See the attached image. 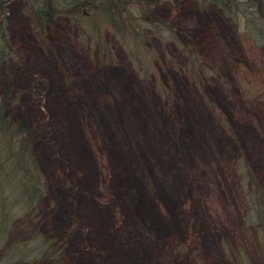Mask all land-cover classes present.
<instances>
[{
	"label": "rangeland",
	"instance_id": "1",
	"mask_svg": "<svg viewBox=\"0 0 264 264\" xmlns=\"http://www.w3.org/2000/svg\"><path fill=\"white\" fill-rule=\"evenodd\" d=\"M37 1L0 11V93L28 125L41 192L29 209L2 156L0 264H264L242 201L248 171L264 195V16L48 0L41 24Z\"/></svg>",
	"mask_w": 264,
	"mask_h": 264
},
{
	"label": "trees",
	"instance_id": "2",
	"mask_svg": "<svg viewBox=\"0 0 264 264\" xmlns=\"http://www.w3.org/2000/svg\"><path fill=\"white\" fill-rule=\"evenodd\" d=\"M8 0H0V11L3 9V6L8 4ZM39 3L36 5V13L38 18H40L41 24H45V18H47L49 13V5L50 2L48 0L41 1L38 0ZM37 1V2H38ZM128 1H133L136 4L142 3V5H151L159 0H107V8L105 9H113V4L115 2L121 3L124 2L127 4ZM215 4L220 5L224 9L229 7L230 4H239V3H247L251 7H254L256 11H258L261 15L264 16V0H212ZM92 0H74L70 3L69 8H74V10L78 9V11L85 7L91 5ZM69 5V4H68ZM153 21H148L149 23H153ZM256 30V40L264 42V28L257 26ZM264 45V43H263ZM9 55V50H5L0 48V65L2 60H5ZM197 62L191 63L193 72L198 74H203V70L201 64L198 60ZM2 75V73H0ZM2 78H0V87L2 88ZM8 91H3L0 93V151H1V162L2 156L3 161L7 162L11 167H14L15 170H20L22 176L20 180H25V185L30 187L33 194H36L35 202L27 199V206L31 209L34 205V208H38V200H40L41 192H40V182L37 170V161L36 157L33 153H31L30 149V140H29V129L27 123L22 119H13L11 116L5 113V101L8 96ZM243 169L244 164H240ZM246 181V191L243 194L242 201L243 205L247 212V224L253 225L258 231V241L264 242V195L261 193L260 186L257 185V181L248 171L247 177H244ZM248 181V183H247ZM260 188H259V187ZM33 200V199H32ZM37 203V204H36ZM250 210V211H249ZM251 213V214H249Z\"/></svg>",
	"mask_w": 264,
	"mask_h": 264
}]
</instances>
